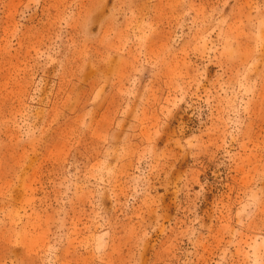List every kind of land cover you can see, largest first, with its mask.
<instances>
[{"label": "rangeland", "instance_id": "1", "mask_svg": "<svg viewBox=\"0 0 264 264\" xmlns=\"http://www.w3.org/2000/svg\"><path fill=\"white\" fill-rule=\"evenodd\" d=\"M0 264H264V0H0Z\"/></svg>", "mask_w": 264, "mask_h": 264}]
</instances>
